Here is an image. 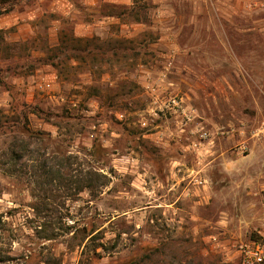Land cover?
Masks as SVG:
<instances>
[{"label": "rangeland", "instance_id": "rangeland-1", "mask_svg": "<svg viewBox=\"0 0 264 264\" xmlns=\"http://www.w3.org/2000/svg\"><path fill=\"white\" fill-rule=\"evenodd\" d=\"M263 129L264 0H0V264H264Z\"/></svg>", "mask_w": 264, "mask_h": 264}, {"label": "trees", "instance_id": "trees-1", "mask_svg": "<svg viewBox=\"0 0 264 264\" xmlns=\"http://www.w3.org/2000/svg\"><path fill=\"white\" fill-rule=\"evenodd\" d=\"M43 133V132H42ZM7 159L9 160L8 163L13 162L15 163L12 168L16 170L17 166L19 165V161L23 158H26L27 161H31V175L32 177L40 176H49L52 175L55 171L53 166L50 164L51 160L49 156L41 155L34 159L29 158L30 156L34 155L33 151L30 149V144L27 143L25 139H15L11 145L9 146L8 152L5 154ZM37 155V154H36ZM4 164L5 160H3ZM80 191L84 190H92L96 185V179H100L101 175L99 173L89 171L85 176H80ZM97 184V183H96Z\"/></svg>", "mask_w": 264, "mask_h": 264}, {"label": "built area", "instance_id": "built-area-1", "mask_svg": "<svg viewBox=\"0 0 264 264\" xmlns=\"http://www.w3.org/2000/svg\"><path fill=\"white\" fill-rule=\"evenodd\" d=\"M175 103L176 101L173 100ZM262 133L264 134V129L262 130ZM263 249L260 244H256V248H253L252 250L246 251V254L249 256L247 259H245L246 264H253V261L251 262L249 259H254L257 261V263H260L263 261Z\"/></svg>", "mask_w": 264, "mask_h": 264}]
</instances>
